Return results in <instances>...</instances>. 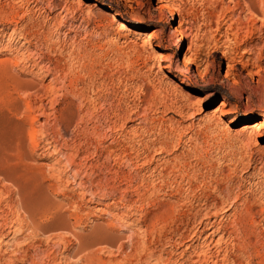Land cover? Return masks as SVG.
Instances as JSON below:
<instances>
[{
	"label": "rangeland",
	"instance_id": "374dc122",
	"mask_svg": "<svg viewBox=\"0 0 264 264\" xmlns=\"http://www.w3.org/2000/svg\"><path fill=\"white\" fill-rule=\"evenodd\" d=\"M249 1L0 0V264H264Z\"/></svg>",
	"mask_w": 264,
	"mask_h": 264
},
{
	"label": "bare ground",
	"instance_id": "6f19581e",
	"mask_svg": "<svg viewBox=\"0 0 264 264\" xmlns=\"http://www.w3.org/2000/svg\"><path fill=\"white\" fill-rule=\"evenodd\" d=\"M251 2H252V1L250 0V1H249V4H251V5H247V8L249 9V11L256 13V12L253 10V7H252L253 5H252ZM244 4H245V3H244ZM119 27H120V29H123V28H124V24H123V23H119ZM151 35H152V34H150V36H151ZM150 36L146 39L147 41H150V38H151ZM143 40H144V39H143ZM144 42H145V41H144ZM144 42H143V43H144ZM146 43H147V42H146ZM146 43H145V44H146ZM145 44H144V45H145ZM147 44H148V43H147ZM147 44H146V45H147ZM149 44H150V43H149ZM147 46H148V45H147ZM159 57H160V56H159ZM186 62L191 63V61H190L189 59H188ZM223 104H224V103H223ZM223 104H221L222 107L224 106Z\"/></svg>",
	"mask_w": 264,
	"mask_h": 264
}]
</instances>
